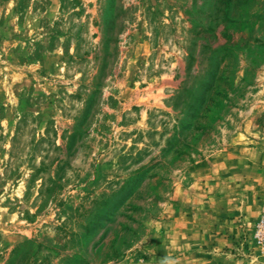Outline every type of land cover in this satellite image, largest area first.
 I'll use <instances>...</instances> for the list:
<instances>
[{
  "label": "rangeland",
  "instance_id": "obj_1",
  "mask_svg": "<svg viewBox=\"0 0 264 264\" xmlns=\"http://www.w3.org/2000/svg\"><path fill=\"white\" fill-rule=\"evenodd\" d=\"M263 217L264 0H0V264H264Z\"/></svg>",
  "mask_w": 264,
  "mask_h": 264
},
{
  "label": "crops",
  "instance_id": "obj_2",
  "mask_svg": "<svg viewBox=\"0 0 264 264\" xmlns=\"http://www.w3.org/2000/svg\"><path fill=\"white\" fill-rule=\"evenodd\" d=\"M224 212H226V209H225ZM221 214L223 215L224 213L221 212ZM227 216H230V214L228 213L227 215L222 216V218L226 219ZM201 232L204 233V234L205 233L206 234L209 233V231L208 232H203V230ZM217 237H220V235H218ZM214 238H216V235H215ZM215 242H218V241H215ZM228 258L229 257H223V256L217 254L214 257H199L198 261L200 262V264H233V262L230 261ZM189 260H191V259L189 258ZM252 262H253V260H252Z\"/></svg>",
  "mask_w": 264,
  "mask_h": 264
},
{
  "label": "built area",
  "instance_id": "obj_3",
  "mask_svg": "<svg viewBox=\"0 0 264 264\" xmlns=\"http://www.w3.org/2000/svg\"><path fill=\"white\" fill-rule=\"evenodd\" d=\"M253 238L257 246L262 250L264 256V217L261 218L255 226Z\"/></svg>",
  "mask_w": 264,
  "mask_h": 264
}]
</instances>
